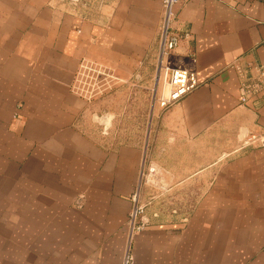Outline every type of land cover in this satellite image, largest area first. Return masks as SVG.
Instances as JSON below:
<instances>
[{"label":"crops","instance_id":"obj_1","mask_svg":"<svg viewBox=\"0 0 264 264\" xmlns=\"http://www.w3.org/2000/svg\"><path fill=\"white\" fill-rule=\"evenodd\" d=\"M175 11L191 39L172 60L199 84L159 107L148 159L179 151L175 165L197 167L180 180L207 184L186 223L128 238L144 148L96 142L74 86L87 60L157 61L161 0L83 13L64 0H0V229L6 250L18 235L23 264H124L126 254L127 264H264V90L241 103L233 66L264 62V0H180Z\"/></svg>","mask_w":264,"mask_h":264},{"label":"rangeland","instance_id":"obj_2","mask_svg":"<svg viewBox=\"0 0 264 264\" xmlns=\"http://www.w3.org/2000/svg\"><path fill=\"white\" fill-rule=\"evenodd\" d=\"M100 1L77 0L72 4L64 0L82 13L85 9L98 6ZM156 65L155 57L137 65L122 63L117 68L87 60L80 67L74 87L86 101L79 115L80 127L96 142L108 148L120 145L144 148L133 192L140 211L135 225L166 224L177 228L188 221L207 182L193 178L180 180L192 175L197 167L175 165L182 160L177 157L179 151L154 153L159 165L149 164L151 133L160 115L159 106L154 105V92L156 89L159 92L168 89V85L156 83ZM168 154L173 156L168 157ZM163 162L168 164L161 165ZM6 168L0 166V173ZM132 207L133 200L130 211ZM129 213L126 230L128 238H131ZM5 217L6 214L0 215V225H4ZM5 233V229L1 228L0 264H23L19 261L22 253L18 235L13 231L14 240L8 244L12 246L6 250Z\"/></svg>","mask_w":264,"mask_h":264},{"label":"built area","instance_id":"obj_3","mask_svg":"<svg viewBox=\"0 0 264 264\" xmlns=\"http://www.w3.org/2000/svg\"><path fill=\"white\" fill-rule=\"evenodd\" d=\"M75 4L77 0H68ZM180 0H161V21L158 37V60L156 65V83L168 85L166 91L154 92V105L168 108L184 95L195 89L199 82L194 69L177 65L172 60V53L182 41L191 39V30L177 27L175 6ZM239 79V101L245 103L251 96L264 90V62L248 64L247 70L240 63H233ZM133 207L130 216V237L142 225H135V218L140 213L136 194L132 195ZM130 262L127 255L124 264Z\"/></svg>","mask_w":264,"mask_h":264}]
</instances>
